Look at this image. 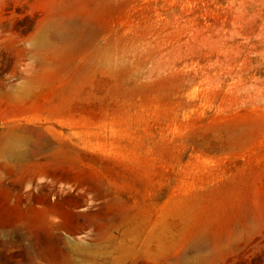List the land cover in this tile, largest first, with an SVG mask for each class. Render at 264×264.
Masks as SVG:
<instances>
[{
    "label": "rangeland",
    "instance_id": "rangeland-1",
    "mask_svg": "<svg viewBox=\"0 0 264 264\" xmlns=\"http://www.w3.org/2000/svg\"><path fill=\"white\" fill-rule=\"evenodd\" d=\"M0 264H264V0H0Z\"/></svg>",
    "mask_w": 264,
    "mask_h": 264
},
{
    "label": "bare ground",
    "instance_id": "bare-ground-1",
    "mask_svg": "<svg viewBox=\"0 0 264 264\" xmlns=\"http://www.w3.org/2000/svg\"><path fill=\"white\" fill-rule=\"evenodd\" d=\"M16 143V142H15ZM30 150V149H29ZM3 152L6 156L11 158H25L27 156L26 153L19 152L13 144L4 145ZM30 153V152H29Z\"/></svg>",
    "mask_w": 264,
    "mask_h": 264
}]
</instances>
